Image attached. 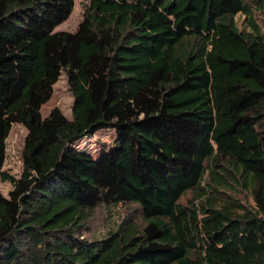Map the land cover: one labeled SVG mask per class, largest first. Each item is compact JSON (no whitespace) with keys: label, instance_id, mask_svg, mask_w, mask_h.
Returning <instances> with one entry per match:
<instances>
[{"label":"trees","instance_id":"obj_1","mask_svg":"<svg viewBox=\"0 0 264 264\" xmlns=\"http://www.w3.org/2000/svg\"><path fill=\"white\" fill-rule=\"evenodd\" d=\"M75 1L0 0V264H264V0H90L56 31ZM62 74L72 119L43 118ZM101 206L125 218L88 237Z\"/></svg>","mask_w":264,"mask_h":264},{"label":"rangeland","instance_id":"obj_2","mask_svg":"<svg viewBox=\"0 0 264 264\" xmlns=\"http://www.w3.org/2000/svg\"><path fill=\"white\" fill-rule=\"evenodd\" d=\"M90 6V0H76L75 7L70 18L60 25L56 31L76 32L79 24L84 20L87 8ZM252 59L260 66L264 67V41L259 39L251 48ZM74 98L70 92L68 79L65 74H62L58 83L54 87V93L49 102H47L41 110L42 117L46 118L54 109H60L63 114L69 119H72V107ZM27 137V130L22 125H14L12 132L7 140V160L5 163V170L12 176L19 178L24 169L23 153L25 141ZM116 134L112 130L99 131L92 138H86L78 143L80 150L89 153L98 158L106 149L113 146ZM12 189L10 183L0 182V193L8 197ZM191 199V194H188L181 203L186 204ZM125 218V213L122 209L109 210L105 206H101L96 210L93 218L87 224L86 228L88 237L103 238L114 226L122 222Z\"/></svg>","mask_w":264,"mask_h":264}]
</instances>
